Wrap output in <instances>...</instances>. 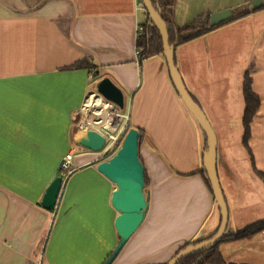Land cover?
Listing matches in <instances>:
<instances>
[{
  "label": "crops",
  "instance_id": "0c3cea01",
  "mask_svg": "<svg viewBox=\"0 0 264 264\" xmlns=\"http://www.w3.org/2000/svg\"><path fill=\"white\" fill-rule=\"evenodd\" d=\"M140 2L0 0V264H102L115 246L114 185L96 170L103 152L79 149L85 128L74 121L104 77L120 89L119 111L129 127L142 132L138 155L148 178L146 217L111 264H163L183 244L217 231L219 209L198 173L205 134L164 57L138 63L136 28L147 15ZM229 6L226 0H172L170 11L182 24ZM251 14L174 49L182 81L215 134L229 232L264 220V181L255 173H264V28L253 44L246 42ZM82 60L94 64L93 71L76 65ZM245 72L259 98L251 155L241 142ZM67 152H73L72 171L53 215L40 200L51 180L63 176L59 163ZM230 243L238 247H226L222 264H264L260 231Z\"/></svg>",
  "mask_w": 264,
  "mask_h": 264
},
{
  "label": "water",
  "instance_id": "95a60500",
  "mask_svg": "<svg viewBox=\"0 0 264 264\" xmlns=\"http://www.w3.org/2000/svg\"><path fill=\"white\" fill-rule=\"evenodd\" d=\"M149 20L157 28L162 39V54L166 62L169 76L185 107L203 130L207 147L203 160V170L206 173L210 189L219 209L220 221L216 233L200 243L190 244L179 250L166 264H176L181 259L201 252L219 243L226 231L228 223V208L219 184L216 171V138L213 129L203 110L189 94L174 62V46L168 43L167 32L163 20L153 8L150 0H140ZM252 8L261 4V0H252ZM231 8L214 11L209 14V26L217 25L232 18ZM96 91L105 99L113 102L118 108L123 107V95L109 78H101L96 84ZM129 113V111H128ZM138 130L129 127V122L121 134V142L114 152L107 157H99L95 161L96 170L107 178L114 188L110 203L117 211L113 221V236L116 240L108 256L102 264H111L128 238L137 231L146 217L148 198L144 193V168L138 156ZM81 147L93 152H99L104 145V138L94 129L84 130L83 137L78 140ZM69 175L54 177L46 187L40 205L55 214L61 190Z\"/></svg>",
  "mask_w": 264,
  "mask_h": 264
},
{
  "label": "trees",
  "instance_id": "16d2710c",
  "mask_svg": "<svg viewBox=\"0 0 264 264\" xmlns=\"http://www.w3.org/2000/svg\"><path fill=\"white\" fill-rule=\"evenodd\" d=\"M150 1H151L153 8L158 12L161 19L163 20L165 29L167 32L168 43L170 45H173L174 49H175V46L177 45H180L182 43H185L197 37H200L204 35L205 33H208L211 30H214L230 21L244 17L251 12V11L250 12L242 11V12H239L237 15L233 14L232 18L224 22H221L217 25H213V26H209L208 24V19H209V14H210L208 12L201 13L188 22L177 24L172 18L171 11H170L172 0H150ZM255 9H253V11H255ZM141 26H142V31L136 37V50H137V59H138L139 65L141 64L142 60L148 57H151L153 55L163 56L162 39H161L160 33L157 30V28L151 23V21L148 18V15H146L145 20L141 23ZM76 65L78 67L87 68L89 72L93 71V69L95 68L94 64H92L88 60H82L78 62ZM241 90H242V97L244 101V110H243L242 119H241L242 128H243L241 142H242L243 147L247 150L248 154L251 155V152L248 147V140L250 137V124L259 106V98L251 89V77L248 72H245L242 76ZM189 94L191 95L192 99L197 104H199L196 98L190 92ZM138 133H139L138 135V145H139V142L142 138V132L138 130ZM205 140H206V144H205V151H206L207 139L205 138ZM107 156L108 154H104L102 158H105ZM69 171L63 172L60 170V173L62 175L66 173L68 175ZM198 173H200L203 176L204 181L206 182L207 186L210 189V184L207 179L205 171L199 170ZM255 173L257 174V176H259L264 181L263 172L255 170ZM144 184L145 186L148 184V178H147L145 170H144ZM263 227H264V220H259V221H256L254 223H251L245 226L244 228L236 232H229L226 229L225 233L223 234V236L221 237L217 245L212 246L208 249H205L201 252L195 253L193 255H190L184 259H181L176 264H222L224 262L223 257L221 256V253L218 250V245L220 243H223L226 241L249 239L253 237L255 234H257ZM215 233L216 231H214L213 233L209 234L206 237L190 240L189 242L179 247L177 251L174 253V255L179 250L186 247L187 245L200 243L206 239H210ZM166 263H163V264H166Z\"/></svg>",
  "mask_w": 264,
  "mask_h": 264
},
{
  "label": "built area",
  "instance_id": "2783aa9c",
  "mask_svg": "<svg viewBox=\"0 0 264 264\" xmlns=\"http://www.w3.org/2000/svg\"><path fill=\"white\" fill-rule=\"evenodd\" d=\"M137 8L139 10H144L141 2L138 4ZM141 31H142L141 23H137L136 36H138ZM136 53H137V50H136ZM90 91H92L95 94H98L102 99H104L108 103V106L110 108H112L113 111L115 112L114 116L108 120V124H103L101 121L98 123L97 127L87 128V129H94L101 134V136L104 138V145L102 148L103 153L101 156H103L104 154L109 155L116 150V148L119 146V144L121 142V139H122L121 134H122V132L126 126V123L128 122V115L120 113L117 105L114 104L113 102L105 99L104 97H102L99 93H97L95 88L91 89ZM79 112L82 114V109H80ZM91 121L93 123L94 119H91ZM96 121H98V120H96ZM79 123H80V121H79ZM78 126H79V124H78ZM87 129H84V130H87ZM79 149H82V147H79ZM72 155H73V152H67L63 156V158L61 159V161L59 163V169L61 171L68 172L70 170ZM63 175H66V173H64ZM260 234L262 236H264V227L260 230Z\"/></svg>",
  "mask_w": 264,
  "mask_h": 264
},
{
  "label": "rangeland",
  "instance_id": "374dc122",
  "mask_svg": "<svg viewBox=\"0 0 264 264\" xmlns=\"http://www.w3.org/2000/svg\"><path fill=\"white\" fill-rule=\"evenodd\" d=\"M226 1H227L228 5H230L229 8L232 9L233 14H235V15H237L239 12H242V11H249V12L251 11L252 12V14L247 19L248 25H249V31L247 32L248 40L246 42L253 44V42L257 38V35L264 28V0H261V4L258 6L257 9H255V11H253V9H252V4H251L252 0H226ZM242 26L246 27L245 24H242V25H240V29ZM237 34L234 36H237ZM120 109H122V107ZM119 112L122 113L123 111H119ZM85 118H86V114L82 111V114L79 112L75 116L74 121L76 124H79L81 126L82 123L86 122ZM79 121H80V123H79ZM80 150H82V149H80ZM100 152H102V150ZM70 171H72V169H70ZM65 176L66 175H63L62 178H64ZM144 193H145V187H144ZM230 227H231V223H229L227 229L228 228L230 229ZM230 242H232V241H226V242L220 243L218 245V250L221 253V256L225 252L226 247H228L230 249L238 247V243L231 244ZM226 257L230 258L231 256L226 254ZM235 257H236L235 255H232L231 258H235Z\"/></svg>",
  "mask_w": 264,
  "mask_h": 264
},
{
  "label": "bare ground",
  "instance_id": "6f19581e",
  "mask_svg": "<svg viewBox=\"0 0 264 264\" xmlns=\"http://www.w3.org/2000/svg\"><path fill=\"white\" fill-rule=\"evenodd\" d=\"M82 111L86 114V122L81 124L85 129L89 126L97 127L98 123L101 121L103 124H108V120L115 114L113 109L108 106V103L92 91L88 92ZM91 119H94L93 123Z\"/></svg>",
  "mask_w": 264,
  "mask_h": 264
}]
</instances>
